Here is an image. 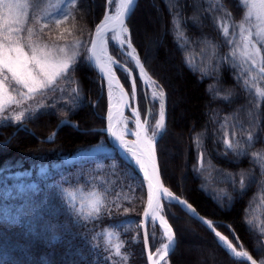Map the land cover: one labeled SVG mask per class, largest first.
I'll return each mask as SVG.
<instances>
[{
  "label": "trees",
  "instance_id": "1",
  "mask_svg": "<svg viewBox=\"0 0 264 264\" xmlns=\"http://www.w3.org/2000/svg\"><path fill=\"white\" fill-rule=\"evenodd\" d=\"M84 2L71 10L72 18L78 14L88 25L82 41L103 17L105 0ZM142 2L143 10L129 27L141 62L166 97V131L156 145L161 179L261 264L264 97L259 100L244 85L245 74L231 64V47L218 25L226 14L236 23L240 20L234 0ZM144 11L152 22H145ZM80 58L71 79L64 81L63 95L54 91L44 98L45 114L22 125L0 123V264H146L140 233L146 192L138 175L98 131L104 126V107H92L98 81ZM135 83L140 85L137 78ZM73 89L80 96L74 114L67 111ZM63 120L78 128L61 126ZM226 139L235 150L226 148ZM99 144L106 147L98 149ZM168 149L175 155L168 156ZM125 172L135 179H127ZM77 193L103 200L100 219H90L91 211L79 208L73 199ZM166 218L175 239L169 264H198L188 249L186 224L209 255L203 264H242L177 206L166 207ZM121 243V255L116 256L114 246ZM105 247L112 251H103Z\"/></svg>",
  "mask_w": 264,
  "mask_h": 264
},
{
  "label": "snow or ice",
  "instance_id": "2",
  "mask_svg": "<svg viewBox=\"0 0 264 264\" xmlns=\"http://www.w3.org/2000/svg\"><path fill=\"white\" fill-rule=\"evenodd\" d=\"M245 3L248 0H244ZM68 4L76 3V0H67ZM109 5L114 3V0H107ZM25 4L27 5V0H25ZM39 0H33L32 5H27L28 7H33L34 5H38ZM136 4V0H120L119 4V11L116 16L112 17L109 16L108 13H105L104 20L101 21V24L96 26L95 33L93 37L88 41L91 43L92 48L89 50L91 51L92 55L87 58V61H95V63H100L101 55L97 53V41L96 37H99V48L100 53H105L107 50V45L111 41H114L117 37L113 35L108 39H105L107 32L116 33L117 29L115 27H109V24L114 22L115 24L119 25V32L121 35L128 33V28L126 27V20L130 19L131 13L134 11V6ZM14 7H20V4H14L12 0H0V8L7 10L10 14ZM261 10V13L257 15L258 20H264V0H259V3L253 2L251 4V8H257ZM71 15L66 9L61 10L59 15L53 16L52 13H49L47 18L41 17L40 20H44L45 22L41 24L40 32H43L44 29L49 27V23H54L56 26H59L64 20H67ZM252 13L249 11L247 17L245 19L251 20ZM29 14L27 12L24 13V23L27 24L29 22ZM37 20V23L40 22ZM20 25V17L16 16L12 19L11 23L8 24L5 31L9 33V35L4 36L3 40H0V112H4L5 109L15 103L20 105L22 101L33 99L36 95L43 96L47 91L54 90L57 83L61 79L70 80L72 74L75 72L78 62V55L74 51H70L66 47L63 46H54V50H49L48 45L40 46L34 43L31 39L32 35L34 34V29L32 27H28L26 29L28 33L27 41L22 42L25 40L24 37L18 36L17 39H11V34L16 33L19 34L24 32L25 29L23 27H13L12 25ZM241 30L247 31L243 29V25H241ZM223 36L225 38L226 43H231L227 38L229 36V29L227 27H223ZM252 33L249 31L248 33V43H251L250 37ZM257 37H260L261 42H264V34L261 32L256 33ZM114 48L117 47L116 44L112 45ZM75 48H85L86 44L83 41H77L74 45ZM27 49V50H26ZM127 49H131V51H127ZM119 50L121 51V55H128L132 57L136 65L140 66V72H144L143 65H141L140 60L134 55L136 53V49L132 47L130 42V36H124L123 39L119 41ZM256 53H259V49H256ZM83 59V58H80ZM108 62L111 65H114L119 71L124 73L126 76L130 75V73L123 67L121 63H118L117 60H113L111 56L108 57ZM187 63V61H186ZM253 64H255V60H253ZM91 66V64H90ZM191 67V65H189ZM261 73H264V67L259 69ZM101 72V79L105 77L111 76V79L108 80L109 86V96L112 95V80L115 79L114 74L112 73L111 68L105 71L104 67L100 68ZM11 74L10 76L8 74ZM5 82L8 83V87L16 92L17 96L20 99H16L15 97L8 96L7 101L5 102L2 98V93L6 90L4 89ZM19 86V87H17ZM26 89L27 91H23ZM122 92V90H121ZM123 95V92H122ZM132 96L135 99L136 96V89L135 83L133 82L132 85ZM261 97H264V92L260 93ZM164 92L163 89H160L159 97L153 95L152 101H159V119L155 120L154 128H151V134H149L150 127L149 121L152 118L150 115L146 117L143 122L140 118L139 111L133 109L131 112L132 117L135 120V128L136 131H133L131 128H127L125 126V134L126 135H133L136 139L132 142H125L123 135H118L115 131H112L113 125L111 121L114 119L112 114L111 108H109L108 114V121L109 125L108 128L105 129L106 132L109 133V143L115 144L121 151L124 152L125 156L132 162L136 171L143 172V178L141 180V187L143 185V181H148V206L151 208L153 206V188H154V181L158 185L159 184V175H158V165H157V157H156V144L158 140L162 138L163 134L166 131V124H165V102H164ZM147 99V96L145 97ZM151 102V101H149ZM80 104V96L76 89H73V94L71 95V103L67 104V111L69 113H73L77 110ZM45 105H40L39 108L32 112L30 110L20 111L14 117L5 116L3 120H12L14 119L18 122L19 125L23 124L25 119H34L37 118L39 115H43ZM125 107H131V105H125ZM118 115L126 120L123 117V112H118ZM61 126H71L74 128H78V125L71 124L69 120H63L60 122ZM53 137L56 135L54 132ZM248 140H253V136L251 133L248 136ZM225 146L229 150H235L233 144L229 142L227 139L224 141ZM98 149H104L106 145L99 144L96 146ZM239 143L236 144V148H239ZM203 154H201V159ZM115 166V162H113ZM118 167V166H117ZM127 179L134 180V176H127V173H122ZM252 178H249L251 180ZM240 184V191H245V179L241 177L239 180ZM135 185H129L130 189H133ZM159 191V189H157ZM162 197L167 200L169 203H175L179 205L182 210L189 213L194 219H197L201 224H203L207 229L215 233V237L218 239V243L225 247L232 256V258H242V264H247L248 261H251V264H256V261L253 260L252 256L249 255L247 251H237V247L233 246L232 242L228 239V237L222 235L219 231H216V228L220 225L214 224L212 221L202 219L197 214L196 210L192 207V205L188 204L186 201L175 197L171 192L168 191L167 188H163L162 190ZM231 199V198H229ZM157 200V205H158ZM103 208V200H97L95 207L91 212L88 213V216L92 220H98L101 218V210ZM128 209H124L126 213ZM144 215L147 217L149 216V212L146 210ZM152 219H155L153 216ZM161 222L164 226V235L167 237V243L164 244L162 249L161 259L168 256L170 251H174V232L172 228L167 224V221L164 220V217H160ZM230 228V226H227ZM251 231V227H250ZM233 238L238 239L235 237L233 233ZM145 240H147V235L145 236ZM95 247V246H94ZM123 244H117L114 246V251L116 256L121 255V248ZM261 251V249H257ZM105 252L112 251L111 248L105 247L103 249ZM151 259V257H149ZM104 260L111 259L110 256L102 257ZM264 264V261L261 262Z\"/></svg>",
  "mask_w": 264,
  "mask_h": 264
},
{
  "label": "rangeland",
  "instance_id": "3",
  "mask_svg": "<svg viewBox=\"0 0 264 264\" xmlns=\"http://www.w3.org/2000/svg\"><path fill=\"white\" fill-rule=\"evenodd\" d=\"M142 1L143 0H140V7L138 11L133 15V18L141 10H143ZM219 1L222 3V0H217V2ZM12 2L14 4L16 3L20 4V7H14L10 14L7 12V10L0 8V40H3L4 36L9 35V33L5 31V29L7 28L8 24L11 23L13 18H15L16 16H19L21 24L20 25L13 24L12 26L14 28L23 27L25 31L19 34L12 33L11 39L15 40L18 38V36H22L25 38V40L22 42H26L27 37H28V33L26 29L28 27H32L34 29V34L32 35L31 39L34 43L40 46H43L46 44L48 45L49 50H54V46L66 47L70 51L76 52L78 55V59L81 56H83L84 60L87 61V50L89 46L88 41L91 39L92 34L94 30L96 29V26L99 25L101 21H103L105 13H108V15H111L114 12L116 0H114V3L112 5H109L107 3V0H105L103 17L95 25V28L90 38L88 35L87 40L83 41L85 42L86 47L79 48V49L75 48L74 45L76 44L77 41H82L83 38H81V34L83 36L85 35L86 37V31H87L86 29L88 28V25L84 23L83 19H81V16H79L78 14H77V17L74 15V18H72L73 16H72L71 10L74 7L76 8L79 2H80V5L83 3H86L84 2V0H76V3L74 4H68L67 0H39V4L34 5L33 7L27 6V5H32L33 0H27V5L25 4V0H12ZM253 2L257 3L258 5L259 0H248L247 3H245L244 0H234L235 10L239 12L240 20H238L237 21L238 23H236L235 21L231 20V18L226 14L223 17H221V20H219L218 25H219L220 31H223V27H227L229 29V36L227 39L231 41V43H227V44L230 45L231 47V52L229 56L231 59L230 60L231 64L235 66L236 68H238L239 70H241L245 74L246 78L245 77L243 78L245 79L246 83H244V85L249 87V89L252 90L253 94L257 95L258 99L261 100L263 97L260 96V93L264 92V73H261L259 69L261 67H264V42H261L260 37H257L256 33L261 32L262 34H264V20H258L256 18L257 15L261 13V10L259 9V7L251 8V4ZM219 6L222 7L221 4H219ZM65 9L71 13V15L69 16L67 20H64L59 26H56L54 23H49V27L44 29L43 32H40L41 24L45 22L44 20H40L41 17L47 18L49 13H52L53 16H57L59 15L61 10H65ZM195 11L197 12L198 10L196 9ZM249 11H251L252 13V17L250 21L245 19ZM25 12H27L30 17L29 22L27 24L24 23V13ZM144 13H145V18H146L145 22L147 21L152 22V20L146 14L147 11L146 12L144 11ZM37 20H40V22L37 23ZM79 22H80V25L78 26ZM129 23L130 21H128L126 25V27L128 28V36H130V42H131L132 47L135 48V46L132 43V39H131ZM74 24L76 25V27L77 26L78 27L76 28ZM71 25H73L72 28H71ZM241 25H243V29L247 31L242 32ZM249 31L252 33V36L250 37L252 41L251 43H248V39H247L249 38L248 37ZM152 36L153 35H151V37ZM256 49H259L258 54L256 53ZM110 55L113 58V60H117L118 63H121L124 67L128 68V70L134 76V83H135V78L139 80L140 88L135 83V89H136L135 99L137 100V104H138L141 117L143 119H145L149 115L152 117L149 121V127H150L149 134H151V128H154L155 120L159 119V115H158L159 114V101L158 100L152 101L153 94L149 89L143 87L142 80H140L138 76L137 67L134 66L132 62H130L127 58L121 55V52L117 48H114L112 45L110 46ZM136 55L140 60V56L137 50H136ZM253 60H255V64H253ZM114 69L119 79V82L126 89V91L132 96L133 83L130 77L128 75L126 76L124 73L119 71L115 66H114ZM146 73L149 75L147 71ZM8 75L10 76L11 74L9 73ZM65 80L66 79L59 80L55 89L47 91L43 96L36 95L33 99L22 101L20 105L12 103L5 109L4 112H0V123L9 122V121L14 122L15 121L14 119L3 120L2 118L5 116L14 117L20 111L30 110L32 112H35L39 108V106L43 104L44 98L48 97V94L50 92L55 91L58 95L59 94L63 95L62 89L64 88ZM97 81H98V91H99L98 93L99 94L96 96L95 100L93 101L94 103L92 107L93 109H95L96 106L98 107L100 106L101 108L104 107V111H103L104 112V126H101L98 128L99 132L104 133L103 131H105L106 119L108 118L107 117L108 101H107V95H106V85L102 84L99 80ZM155 86L158 92H160V88L157 86V84H155ZM4 89L6 91L2 93V98L4 99L5 102L7 101V97L9 95L12 97H15L16 99H20V97L17 96L16 92L12 91L8 87L7 82H5L4 84ZM23 91L26 92L27 90L23 89ZM146 96H147V99H145ZM125 116H126V124L128 125V128L134 129L135 123L134 122L133 124L131 123V120L128 114H126ZM125 138L128 142H131L132 138L130 135H127ZM175 153L176 152L174 151V149L167 150L168 156L175 155ZM156 154H157V151H156ZM30 186H31L30 188L34 187V184H31ZM164 187L167 188L165 185ZM18 189L19 191H21L22 186H19ZM167 189L169 190V188ZM73 199L79 204V208L82 211H85V210L92 211L96 205L97 200H100V197L96 194L77 193L75 194ZM145 200H146V195H145ZM168 205H173V204H169L165 202L163 205V209H162L163 216L165 217L166 220H167L166 207ZM174 206H177V205H174ZM184 228L187 231V234L189 236L188 237L189 242H190L189 247H188L189 252L191 251V255L197 260L198 264H203L204 259L209 258V255L205 253V248L203 244L200 242H197V240L195 239V237L197 236V233L194 231V229L189 224L184 225ZM149 234L152 236L151 238H152L153 247H154L153 252L152 251L151 252L153 253L155 257L157 264L158 263L159 264H169V261H168L169 255L164 257L162 260L160 259L162 255L163 246L164 244L168 242L167 237L164 235L163 231L158 226L153 224V222L150 223ZM143 251H144V248H143ZM145 263H146V260H145Z\"/></svg>",
  "mask_w": 264,
  "mask_h": 264
},
{
  "label": "bare ground",
  "instance_id": "4",
  "mask_svg": "<svg viewBox=\"0 0 264 264\" xmlns=\"http://www.w3.org/2000/svg\"><path fill=\"white\" fill-rule=\"evenodd\" d=\"M119 4H120V0H116V3H115V9H114V12L109 15V16H116L118 11H119ZM113 35H115L117 38L114 40V41H111L110 43H108L107 45V50L105 53H100V48H99V41H98V44H97V48H96V51L98 54L101 55V61L100 63H95L99 72H100V68L101 67H104L105 68V71L107 72V69L108 68H111L112 70V73L114 74L115 76V79L112 80V83H119V79L117 77V74L115 72V69H114V65H111L109 62H108V57L111 56L110 55V46L113 45V44H116L117 45V49L119 50V41L120 39H123L124 36H128V33L124 34V35H121L120 32H119V29H117L116 33H108L106 36H105V39H108L109 37H112ZM120 52L122 50H119ZM127 51H131V49H127ZM136 57V53L134 54ZM125 58H127L130 62H132V64L134 66H136L137 68H139V65H136V62L135 60L124 54L123 55ZM138 58V57H137ZM113 59V58H112ZM124 67V66H123ZM125 69H127V71L130 73V75H128L130 78H132V73L128 70V68L124 67ZM101 73V72H100ZM107 80L111 79V76H108V77H105ZM142 83L144 85L145 88L149 89L153 95L159 97V92L155 86V83L151 80V78L147 75V74H144V76L142 77ZM111 91H112V95L111 97L109 96V86H106V95H107V101H108V111H107V116L109 114V108H111V111H112V114L114 116V119L111 121L112 125H113V128H112V131H115L118 135H123V138L125 140V142H128L126 140V134H125V126H127L128 128V125L126 124V120L122 119L119 115H118V112H123V117L126 118V114L129 115V118L131 120V123L133 124L134 122V118L132 117L131 115V112L132 110L134 109L133 105L129 102V100L124 96L122 95V92H120L119 89H117L116 87L112 86L111 88ZM131 105V107H125V105ZM133 131H136V129H132ZM107 135L109 137V133L107 132ZM131 136V142L134 141L136 139L135 136L133 135H130ZM120 154L124 157L125 154L124 152H120ZM127 158V157H126ZM130 161V160H129ZM131 162V161H130ZM132 163V162H131ZM142 172V171H141ZM143 173V172H142ZM169 191V190H168ZM170 192V191H169ZM173 194V193H172ZM174 195V194H173ZM175 196V195H174ZM176 197V196H175ZM157 200H158V205H157ZM167 203V200L165 198L162 197V191L159 192L158 194V197L155 201V204H154V208H153V212H152V217L154 216L155 219H152V222L153 224H155L156 226H158L164 233L165 229H164V226L161 222V219L160 217H164L163 216V213H162V209H163V205L164 203ZM169 203V202H168ZM164 220L165 217H164ZM167 221V220H166ZM168 224V222H167ZM169 225V224H168ZM237 251H241V250H238ZM161 259V257H160ZM238 259H242V258H238ZM162 260V259H161ZM159 264V263H158Z\"/></svg>",
  "mask_w": 264,
  "mask_h": 264
},
{
  "label": "water",
  "instance_id": "5",
  "mask_svg": "<svg viewBox=\"0 0 264 264\" xmlns=\"http://www.w3.org/2000/svg\"><path fill=\"white\" fill-rule=\"evenodd\" d=\"M139 7H140V0H136V4H135V6H134V11L131 13V16H130V19H128V20H126V25H127V23H128V21H130L131 20V18L133 17V15L138 11V9H139ZM104 20V19H103ZM101 24V23H100ZM109 27H115L116 29H119V25L118 24H115L114 22H112V23H110L109 24ZM96 30V29H95ZM95 30H94V32H93V34H92V37H93V35H94V33H95ZM108 33H110V31L109 32H107L106 33V35L108 34ZM91 37V38H92ZM96 41H97V44H98V41H99V37H96ZM92 48V45H91V43H89V46H88V50H87V58L88 57H90L91 55H92V53H91V51H89L90 49ZM141 62V61H140ZM87 64H88V66H89V68H90V71L92 72V74L97 78V80H99L102 84H104V85H106V86H108V80L106 79V78H104V79H101V73L99 72V70H98V68H97V66H96V64H95V61H88L87 62ZM90 64H91V66H90ZM141 65H143L142 63H141ZM144 68V67H143ZM137 71H138V75H139V78L142 80V77L144 76V74H147L146 73V71H145V68H144V72L142 73V72H140V66H139V68L137 69ZM133 80V79H132ZM112 86H114V87H116L117 89H119L120 90V92H121V90H122V92H123V95L129 100V102L133 105V107H134V109L135 110H137V111H139V108H138V104H137V100L136 99H133V96H131L127 91H126V89L122 86V84L119 82V83H112ZM165 102V101H164ZM165 108H166V106H165ZM140 113V112H139ZM140 118H141V121L143 122V118L141 117V114H140ZM134 123H135V120H134ZM167 123V111L165 112V124ZM108 125H109V121H108V118L106 119V125H105V129H107L108 128ZM134 129H136L135 128V125H134ZM105 134H107V132L106 131H103ZM109 139V138H108ZM110 144V143H109ZM115 150H116V152H117V154L119 155V157L121 158V159H123L129 166H131V168L136 172V174H138V176L140 177V179L142 180V178H143V173L141 172V171H139V172H137L136 171V168L134 167V165L129 161V159H128V157L127 156H122L121 154H120V152H121V150L118 148V147H116V145L115 144H110ZM123 152V151H122ZM127 157V158H126ZM156 157H157V154H156ZM157 165H158V159H157ZM158 175H159V184L157 185L156 183H155V181L153 182L154 183V188H153V206L151 207V208H149V206H148V194H149V188H148V181L147 180H144L143 181V186H144V188H145V191H146V204H145V208H144V211H143V214H142V217H141V225H140V228H141V237H142V243H143V248H144V255H145V260H146V264H157V262H156V260H155V258H154V255H153V253H151V250H150V246H149V236H148V230H149V227H150V223L152 222V219H151V217H152V212H153V208H154V204H155V201H156V199H157V197H158V194H159V192L160 191H162L163 190V188H165L164 187V185H163V182H162V180H161V175H160V170H159V165H158ZM157 189H159V191H157ZM168 203V202H167ZM171 204H174V205H177V204H175V203H171ZM178 207H180L179 205H177ZM181 208V207H180ZM182 209V208H181ZM148 211L149 212V216H145L144 215V213H145V211ZM184 211V210H183ZM184 212H186V211H184ZM187 213V212H186ZM187 214H189V213H187ZM198 214V213H197ZM190 215V214H189ZM199 215V214H198ZM191 216V215H190ZM192 217V216H191ZM199 217H201L202 219H205L204 217H202V216H200L199 215ZM195 220H197V219H195ZM205 220H207V219H205ZM198 221V220H197ZM203 225V224H202ZM204 226V225H203ZM205 227V226H204ZM206 228V227H205ZM207 229V228H206ZM211 234H212V236L215 238V240L217 241V243H218V239L215 237V233L214 232H212V231H210L209 229H207ZM147 235V240H145V236ZM175 241V240H174ZM175 244V243H174ZM219 244V243H218ZM220 245V244H219ZM221 246V245H220ZM222 247V246H221ZM224 250H226L225 249V247H222ZM241 251H244L241 247L239 248ZM227 251V253L230 255V257L232 258V256H231V254H230V252L228 251V250H226ZM149 257H151V259L149 258ZM233 259H235V260H237V261H242V259H238V258H233ZM254 260V259H253ZM248 264H251V261H248L247 262ZM256 264H257V262H256Z\"/></svg>",
  "mask_w": 264,
  "mask_h": 264
}]
</instances>
